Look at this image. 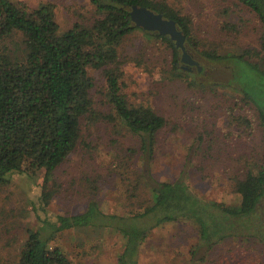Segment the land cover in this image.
Returning a JSON list of instances; mask_svg holds the SVG:
<instances>
[{
  "label": "trees",
  "instance_id": "obj_1",
  "mask_svg": "<svg viewBox=\"0 0 264 264\" xmlns=\"http://www.w3.org/2000/svg\"><path fill=\"white\" fill-rule=\"evenodd\" d=\"M89 1L95 16L60 31L53 4L32 7L22 0H0V185L8 184L15 173L41 174L38 206L36 202L32 206L46 210L57 194L53 173L78 147L84 121L91 124L104 120L119 131L125 130L139 143L137 149L130 150L132 157L151 165L159 134L169 125L167 131L176 126L151 105L127 99L121 43L132 34L145 47L164 41L172 53L171 72L194 86L204 85L195 79L204 67L199 64L198 71L194 66L193 74L182 69L181 50L168 36L136 26L129 14L132 5L145 6L175 20L185 35L191 58L226 65L227 79L213 81L212 85L229 87L256 109L264 140V0H235L257 17L258 47L224 51L204 47L195 36L191 16L164 0ZM90 70L102 71L106 111L97 109L93 101ZM241 122L250 124L246 118ZM197 173V166L190 160L172 180L151 177L150 183L144 171H137L123 193L138 208L124 215L102 210L91 197L82 212L57 215L54 220L38 218L36 228L26 229L18 264H72L53 240L60 231L80 226L113 228L125 240L117 263L137 264L140 246L149 233L175 221L193 224L203 244L213 246L225 239L253 241L264 255V211L259 207L264 201V153L261 163L248 166L242 177L236 178V204L202 197L189 183ZM141 187L147 190L144 199H139ZM113 216L120 221H114Z\"/></svg>",
  "mask_w": 264,
  "mask_h": 264
},
{
  "label": "rangeland",
  "instance_id": "obj_2",
  "mask_svg": "<svg viewBox=\"0 0 264 264\" xmlns=\"http://www.w3.org/2000/svg\"><path fill=\"white\" fill-rule=\"evenodd\" d=\"M16 1V0H12ZM32 7L54 6L60 31L75 21L95 16L89 0H22ZM193 20L195 36L206 48L224 51L258 47L259 24L255 14L235 0H164ZM230 25V26H227ZM127 99L148 104L173 123L175 130L162 131L150 166L131 149L135 137L112 123L82 124V138L71 157L53 173L57 194L46 210L34 209L40 193L41 174L15 173L0 185V264H18V253L27 228H36L38 218L54 220L57 215L82 212L91 197L110 214L124 215L138 207L126 198L125 185L144 171L150 183L176 178L187 161L197 166L189 183L202 197L226 204L238 203L235 180L248 166L259 164L264 140L258 113L239 99L229 87H216L229 71L223 62L193 58L203 65L191 85L171 72V49L161 40L145 47L135 34L119 48ZM195 72L192 67L190 71ZM94 79L92 98L101 111L107 110L101 70H90ZM208 83V84H207ZM250 124L245 125L242 119ZM150 173V174H149ZM127 177V179H125ZM152 177V178H151ZM139 199L147 190L141 187ZM264 211V201L259 204ZM112 219L120 221V217ZM109 227L80 226L57 233L53 243L72 264H118L125 240ZM137 264H264L258 243L225 239L213 246L198 241L196 227L188 221L166 222L154 228L140 246Z\"/></svg>",
  "mask_w": 264,
  "mask_h": 264
},
{
  "label": "water",
  "instance_id": "obj_3",
  "mask_svg": "<svg viewBox=\"0 0 264 264\" xmlns=\"http://www.w3.org/2000/svg\"><path fill=\"white\" fill-rule=\"evenodd\" d=\"M129 14L132 22L143 30L168 36L174 45L181 50L182 63L195 64L198 71L201 70L199 62L188 54L185 35L178 29L175 20L166 18L162 13L155 12L145 6L138 5H132Z\"/></svg>",
  "mask_w": 264,
  "mask_h": 264
},
{
  "label": "flooded vegetation",
  "instance_id": "obj_4",
  "mask_svg": "<svg viewBox=\"0 0 264 264\" xmlns=\"http://www.w3.org/2000/svg\"><path fill=\"white\" fill-rule=\"evenodd\" d=\"M184 66V67H183ZM196 66L195 64H182L181 65V68L184 69V70H187L189 71L192 67Z\"/></svg>",
  "mask_w": 264,
  "mask_h": 264
}]
</instances>
